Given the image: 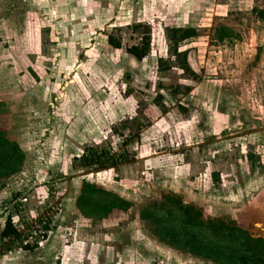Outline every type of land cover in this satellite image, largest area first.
<instances>
[{"label":"rangeland","instance_id":"rangeland-1","mask_svg":"<svg viewBox=\"0 0 264 264\" xmlns=\"http://www.w3.org/2000/svg\"><path fill=\"white\" fill-rule=\"evenodd\" d=\"M17 216L10 264H264V0H0V233Z\"/></svg>","mask_w":264,"mask_h":264},{"label":"trees","instance_id":"trees-1","mask_svg":"<svg viewBox=\"0 0 264 264\" xmlns=\"http://www.w3.org/2000/svg\"><path fill=\"white\" fill-rule=\"evenodd\" d=\"M166 32L168 34V38L170 39V41L173 42V47H174V53H176V46L180 43L183 42L187 39L193 38L196 36V32L194 29H166ZM109 43L114 47V48H119V44H114L113 41L111 39H109ZM128 54H130L132 57H134L135 60H137L138 62L142 61L149 53V41L147 38L142 39V44L141 45H136V46H132L131 48H129L127 50ZM183 58L182 61V69L185 72H188L190 74H193V72L190 70L187 61H186V54H183L181 56ZM107 158V160H110L109 162L113 163H117V159L114 160L113 157L108 156L107 154H97L96 152H90L88 155L83 157V166L84 167H92V166H96V165H101L105 159ZM115 201V198H114ZM118 202L120 203L121 201L118 200ZM121 204V203H120ZM116 207L118 205L113 204V202L110 203V208L112 207ZM166 219V218H165ZM166 221H171L169 217H167ZM175 226H177V224H174ZM202 225H195L194 226V233L197 234H202L201 229H202ZM238 231L241 232V230L238 229ZM15 236V230L10 222L9 219H7L4 228L0 234V239H4V238H8V237H12ZM244 240L246 242H248L249 245H246L247 250L249 251V253H247L249 255L251 254H255V255H264V239H257V240H253L255 242L252 241V239L246 235L244 237ZM252 241V242H251ZM27 248V247H26ZM246 255V254H245Z\"/></svg>","mask_w":264,"mask_h":264},{"label":"built area","instance_id":"built-area-1","mask_svg":"<svg viewBox=\"0 0 264 264\" xmlns=\"http://www.w3.org/2000/svg\"><path fill=\"white\" fill-rule=\"evenodd\" d=\"M25 202H27V199L26 198H23L22 200H20V202H18L17 207L24 206L23 203H25ZM16 219L17 220H13L12 223H11L12 226H13V228H14V230H15V236H12V237L13 238L15 237V239L22 237L23 236V233H24V230H25V228H23V223H22L21 216L20 217L17 216ZM38 221H39L38 222L39 224H37L33 228H39L40 230L38 232L35 231V230H34L33 233L31 232V235L32 236H30L28 238V240L23 241V244L25 246H27L29 243H31V240H32L33 236L35 238H41L42 239L43 238L42 234L50 233V231L48 229H49V226H50V223H51V217L50 216H42V218H40ZM38 233L41 234V236H39ZM9 238H11V237L4 238L3 240L9 239ZM5 254H7L6 250H4L1 247V245H0V262H1V260H2V258H3V256Z\"/></svg>","mask_w":264,"mask_h":264},{"label":"crops","instance_id":"crops-1","mask_svg":"<svg viewBox=\"0 0 264 264\" xmlns=\"http://www.w3.org/2000/svg\"><path fill=\"white\" fill-rule=\"evenodd\" d=\"M0 234H1V233H0ZM8 254H10V253H7V254H5V255L3 256V258H2V260H1V262H0V264H10L9 262L11 261V259H10V257H9Z\"/></svg>","mask_w":264,"mask_h":264}]
</instances>
